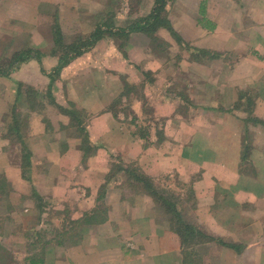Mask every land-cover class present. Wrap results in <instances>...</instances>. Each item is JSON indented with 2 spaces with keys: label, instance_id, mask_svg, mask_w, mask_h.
Instances as JSON below:
<instances>
[{
  "label": "crops",
  "instance_id": "obj_1",
  "mask_svg": "<svg viewBox=\"0 0 264 264\" xmlns=\"http://www.w3.org/2000/svg\"><path fill=\"white\" fill-rule=\"evenodd\" d=\"M111 1L0 0V165L15 216L34 213L37 203L42 222L51 208L66 211L69 220L104 209L105 220L88 227L84 244L73 245L78 250L69 264H181L168 216L129 170L147 175L155 187L162 176L168 182L176 176L193 196L194 210L185 219L225 243L217 264H264V0H169L167 19L188 47L183 62L166 69L161 63L143 69L148 37L125 26L126 18L146 16L155 0H136V7L120 0L125 17L110 11ZM53 16L64 43L97 23L106 25L105 33L57 69ZM122 27L139 43L117 40L112 32ZM198 50L216 57L191 60ZM133 53L140 54L135 61ZM135 72L145 97L136 102L120 83ZM175 73L185 76L184 85L172 81ZM180 86L188 95L182 97ZM37 93L42 107L51 97L54 105L77 111L86 145L77 122L58 107L36 109ZM120 102L129 114L114 106ZM146 104L154 111L143 110ZM14 122L21 131H6ZM249 137L253 147L245 155ZM22 143L31 152L25 178L22 148L13 164L5 155ZM247 184L254 185L252 194Z\"/></svg>",
  "mask_w": 264,
  "mask_h": 264
},
{
  "label": "rangeland",
  "instance_id": "obj_2",
  "mask_svg": "<svg viewBox=\"0 0 264 264\" xmlns=\"http://www.w3.org/2000/svg\"><path fill=\"white\" fill-rule=\"evenodd\" d=\"M133 1H134L133 3L135 4V7H136L137 2H136V0H133ZM129 2L131 4L132 0H129ZM124 3H123V1L121 2L120 0L111 1L112 8L110 7L111 8L110 11L114 12L116 15L122 14L121 16L125 17L126 5ZM167 4H169V0L167 1ZM132 8L133 7L130 8L131 11L133 10ZM134 10H136V9H134ZM134 17L135 16H131L129 18H126V20H125V23H127V24H125L126 27L133 23ZM121 19H123V18H121ZM20 29L21 28L19 27V30ZM160 30L157 32V34L160 37L161 42H160V40L158 42L156 41V42H154L156 44L155 45L151 42V40L149 38L145 40V45L148 46V49H149L148 52H150L149 53L150 59L148 60L146 65H143V69H147L148 64L156 65L159 63H161L163 65V67H165V69H166V67H169L170 64H173V63L176 64V62H180V61L183 62V59H185L181 56V53H182V51H186L185 50L186 46H184L181 43L179 44L175 40V38H173L168 33L167 30H165L163 28ZM137 32H140V31H137ZM126 39L130 40V42H134V43H139V40H140L136 36L135 37L132 36L131 38L127 36ZM171 40H172V43H175V41L177 43L172 45L170 43ZM3 51L4 50L2 49L1 53ZM138 55H140V54L133 53L132 59L135 61L139 57ZM1 59H4V58H1ZM1 59H0V63H1ZM6 63H7V61L2 66H6ZM151 74H152V71L148 72V74H146L147 80L152 78ZM139 75H141L140 72H135L134 75L132 77L130 76L126 82H124L123 80L120 79L121 85H122V82L124 85L123 93H125V96H127L128 99H135V102H136L137 98L144 97V96H142L143 91H144L143 90V81L144 80L139 78ZM165 75H166L165 79H167V81L170 82L169 74L165 73L163 78L165 77ZM171 79H172V81L176 80L179 83H181L182 85H184L185 76L181 73H178V74L175 73L174 75H172ZM179 89H180L179 92H181L183 94L182 97L185 95H188V92L183 88V86H180ZM150 95L152 96V93ZM144 99H145V97H144ZM179 99H180V97H178V101H179ZM130 102H132V100ZM44 103H47L46 105H44V106H46L47 111L51 108H52L51 111L52 110L55 111L57 109L56 106L54 105V102H53L51 97H47V100L44 101L43 104ZM142 105H143V101H142ZM44 106L42 108H44ZM114 106L118 110H122L126 115L129 114L131 111L130 108L127 106V104H126V106H123V102H120V104H118V105L115 104ZM179 106H180V101H179ZM181 106H185V104L182 103ZM144 107H145V109H143V110H145L147 112L151 111V108H152V112L154 111L153 107L150 106L149 104L144 105ZM42 108H40V109H42ZM129 122L131 124H133L132 120H129ZM138 123L141 125L143 124L142 121H140V120L138 122H136L137 125H138ZM18 130L21 131L20 128ZM250 140H251L250 137L245 140V143H246L245 154L251 149V147H253ZM20 148L21 147H7V149H6L7 153L5 152V155H7L6 159H8V161H7L8 164H9V161L11 162L10 164H13L12 162L19 160L18 149H20ZM14 151H15V153H14ZM20 161H21V159H20ZM4 169H5V166L0 165V176L3 175ZM136 171H137V169H136ZM198 175H199V172L197 173L195 178H197ZM145 176L148 177L147 175H145ZM247 185L249 187L250 194H252L254 185L253 184H247ZM153 186L156 189V191L158 192V194L162 195L163 197H165V198L169 199L170 201H172L173 203H175L177 208H180L183 214L184 213L186 214V213L194 210L193 209V200H192L193 196L191 197V195H190L191 193L188 191V187H186L187 184L182 183L176 176H174V179H172L169 182L167 181V177L162 176L160 178L159 182H157V187H155V184H153ZM9 189L10 188H9V184H8V188H7L8 192H9ZM8 195H9L8 193L7 194L4 193L3 198L0 201V244H1L0 247L7 248V250H8V256H6L7 258L5 257L6 258L5 263L6 264H27V262H26L27 258L31 255H34V259L42 257L44 264H51L52 260H53L54 264H69L70 262H73V261L67 262V260L69 258H76L75 257V255H76L75 249H77V248L73 249V245L77 244V243L78 244L79 243L84 244V241H82V240L89 233L84 232L81 234V236H77L76 233H78V231H74V228L73 229L70 228V230L68 232L70 233V235L74 234L73 239H71L72 243L71 244H70V242L68 243L67 242L68 240L63 241V243H65V244L64 245L61 244V246H60L62 254L58 255L57 247H55L52 244H48V246H46V243H45V241L53 239L54 234H53L52 227H54L56 229L57 221H58V224H60L61 220L58 218V216L55 215V211H57V209L51 208V209H53L51 212L49 210H47V214H46L45 218L49 219L48 213L49 212L53 213V217L51 219H49L50 224L47 227V228H50V230L44 231L43 230L45 228L44 222L40 221V223H39V227H40L39 229L40 230L36 234V235H38V237H35V236L32 237L31 226L41 219L39 217V214L35 210L34 213H31L29 215H26L24 213L21 216H15V213L11 209V207L13 206L12 204H14V202H12V204L10 203V199L8 198ZM17 196L18 195L14 194V197H17ZM230 196H231V194H230ZM234 208L236 210H238L237 208H239V205L235 204ZM185 218L186 217L184 216V219ZM189 218H192V216L190 215ZM67 224H69L68 227H70L71 223H67ZM165 225H166V223H165ZM166 226H168V225H166ZM26 232H28V233H26ZM64 239H68L67 236L63 235V240ZM222 246L223 245H221L217 241H211V242L207 243L206 245L200 244V245L194 246L193 249H194V251H196L198 253V256L202 257L203 264H217V255L219 254ZM42 249H45L44 253L42 252ZM46 249H48L49 252L47 251V253H46ZM65 257H67V259H65ZM55 261L56 262L58 261V262L56 263Z\"/></svg>",
  "mask_w": 264,
  "mask_h": 264
},
{
  "label": "trees",
  "instance_id": "obj_3",
  "mask_svg": "<svg viewBox=\"0 0 264 264\" xmlns=\"http://www.w3.org/2000/svg\"><path fill=\"white\" fill-rule=\"evenodd\" d=\"M167 1L168 0H155V5L151 9L150 12L146 16H140L136 18L132 24L126 27V29H128V31H140L144 33L145 35L148 36L151 42L155 44L154 42L156 41L158 42L160 40L161 42V39L158 36L157 32L163 28L167 30L168 33L173 38H175V40L179 44L181 43L184 46L188 47V45H186L185 42L175 33V31L170 25L169 20L167 19V14H166ZM107 25L109 26L110 24H107ZM102 27H106V25L103 26L100 23H97L95 25L94 30L91 33L87 35L76 36V38L70 41H66L64 43L63 42L64 36L61 34L59 24L56 18L53 16V22H52L51 28L53 31L55 42L58 45H60V53L58 55L57 69H60L62 66L66 65L75 56H78L84 53L85 51H87L97 40H99L102 34L105 33V28H102ZM122 28H117L113 32L111 30L109 31L115 34V38L117 40L119 39V40L125 41L126 37L128 36V33L124 31L125 27L123 28V30ZM22 56H25L23 52L17 54L15 57L17 59H20L22 58ZM202 57L213 59L216 57V55L213 52H207V51L202 52L200 50L190 55L191 60L200 61ZM37 95L38 93L35 96L36 99H37ZM36 101H37L36 102L37 104L35 105L36 109L42 108V102H40L38 99ZM119 101H120V98H119ZM55 106L58 107L59 111L62 114L67 115L71 121L75 120L77 122V131H79V134H80L78 136L81 138V141L85 143L83 145H86V143L88 142L87 141L88 136H87V133H85L84 131V127L81 121L78 120L77 111L74 109H71V107L67 108V107H62V106L59 107L58 105H55ZM18 129L19 128L17 126V122H14L13 124L11 123L7 126L6 131L13 130L18 133ZM6 136H8V132H6ZM21 148H22L21 171H22L23 178H25L26 167L29 161L31 160V152L27 149V147L24 146V143H22ZM82 148L83 150H86L85 148H88V147H82ZM129 176L133 177L134 180L141 183L142 185L141 188L143 189V191L149 196H151L153 200L156 202L157 209L163 210L165 215L168 216V222L170 224V228L174 233L177 234L180 240V246H181L182 254H183L181 264H203V259L202 257L198 256V253L196 251H194L193 249L194 246H197L200 244H207L211 241H217L220 244L225 245V243H223L222 241L206 235L201 230H199L196 226H194L193 224L188 222L186 219H184L181 209L177 208L175 203H173L169 199L158 194V192L153 186L152 180L146 177L143 173H139L135 169H132V170H129ZM7 188H8V182L5 176L1 175L0 176V195H1L0 200L3 198L4 193L9 194ZM34 200L35 202L37 201V199H34ZM35 207H36V211L39 214V217L42 219L41 213L44 211L43 208L40 206L39 203H37ZM50 212L48 213L49 219L53 217V213H50ZM64 214L61 215L58 212H55V215L58 216V218L61 220L59 225H61L62 222L63 224L61 225L59 229L57 228L55 229L54 227H52L53 234H54L53 239L45 241L46 246H48L50 241L54 242L55 247L56 246L60 247L61 244L64 245L65 243H63V241H66V240H68L67 242L68 243L70 242L71 244L72 243L71 239H73L74 234L70 235V233L68 232L70 228L71 229L74 228V231H78L76 235L81 236L82 233L87 231L90 225H92L95 222H103L105 220V210L104 209H98L95 211H91V213L85 214L84 217L81 218L80 220L66 219L65 218L67 215L66 211ZM41 219L31 226L32 237L34 236L38 237V235L36 234L40 230L39 223L40 221H42ZM49 219L44 221V227H45L43 229L44 231L50 230V228H47L48 225L50 224ZM67 223H71L70 227H68L69 224ZM63 235L67 236L68 239L63 240ZM230 246L232 247L233 245H230ZM232 248H234L235 250L239 249L237 245L236 246L234 245ZM44 250L45 249H42L43 253H44ZM47 251L48 249H46V253ZM6 256H8L7 248L0 247V264H6L5 263V259L7 258ZM26 262L27 264H44L42 257L34 259V255L29 256ZM51 264H54L53 260L51 261Z\"/></svg>",
  "mask_w": 264,
  "mask_h": 264
}]
</instances>
